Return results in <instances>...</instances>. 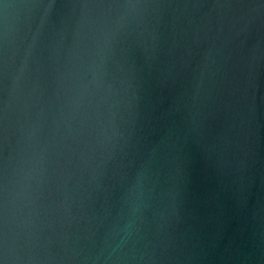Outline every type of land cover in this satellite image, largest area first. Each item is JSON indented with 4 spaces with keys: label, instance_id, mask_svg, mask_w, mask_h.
Wrapping results in <instances>:
<instances>
[{
    "label": "water",
    "instance_id": "water-1",
    "mask_svg": "<svg viewBox=\"0 0 264 264\" xmlns=\"http://www.w3.org/2000/svg\"><path fill=\"white\" fill-rule=\"evenodd\" d=\"M0 264H264V0H0Z\"/></svg>",
    "mask_w": 264,
    "mask_h": 264
}]
</instances>
